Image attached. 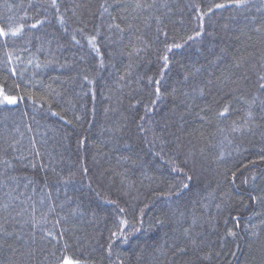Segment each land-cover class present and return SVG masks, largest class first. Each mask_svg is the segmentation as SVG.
Segmentation results:
<instances>
[{"label": "trees", "instance_id": "obj_1", "mask_svg": "<svg viewBox=\"0 0 264 264\" xmlns=\"http://www.w3.org/2000/svg\"><path fill=\"white\" fill-rule=\"evenodd\" d=\"M0 28V264H264V0H0Z\"/></svg>", "mask_w": 264, "mask_h": 264}, {"label": "snow or ice", "instance_id": "obj_2", "mask_svg": "<svg viewBox=\"0 0 264 264\" xmlns=\"http://www.w3.org/2000/svg\"><path fill=\"white\" fill-rule=\"evenodd\" d=\"M232 2L236 6H242V5H244L246 3V0H232ZM52 3H53V6H55L56 0H52ZM214 7H216V8H222V7H224V5L223 4H216V5H214ZM212 10L213 9L211 7L208 8V12H211ZM204 15H205V13H201V17H203ZM62 19L63 18H61V20ZM22 27L23 26L21 25V28ZM33 27H35V25H33ZM200 27H201V32H197L195 34L196 36H200L202 34L203 25L201 24ZM19 31H20V28H17L15 30V32H13L12 34L15 35L16 32H19ZM0 35L6 36V35H8V33L4 30V28H0ZM193 38L194 37H189L188 39L191 40ZM73 39H75V37H73ZM95 39H96L95 36L89 38V43L92 45V47L94 49H96V45L94 43ZM171 47H180V45H173ZM96 50L98 51V49H96ZM163 60L165 62L164 67L167 68L168 67V57L167 56H164L163 57ZM85 79H87V77H85ZM159 91H160V89L157 87L156 88V93L159 94ZM16 102H17V98L15 96H9V95L5 94L4 91H3V89L0 88V104H15ZM227 110L228 109L225 108L223 112L219 113V115H224V113H226ZM37 154H39L38 150H37ZM85 171H87V169H85ZM186 178L188 180H191V177L190 176H186ZM182 188L187 189L188 188V185L187 184H183L182 185ZM120 211L123 212V209H121ZM124 223L126 224L127 222L125 221ZM49 235H51V233H49ZM112 235L113 236H116V233H112ZM123 235H124L123 232H121V236H123ZM232 235H235V233H232ZM109 248H111V244H109ZM64 264H79V261L73 262L71 260H65Z\"/></svg>", "mask_w": 264, "mask_h": 264}, {"label": "rangeland", "instance_id": "obj_3", "mask_svg": "<svg viewBox=\"0 0 264 264\" xmlns=\"http://www.w3.org/2000/svg\"><path fill=\"white\" fill-rule=\"evenodd\" d=\"M5 93V92H4ZM6 94V93H5ZM9 96H11V95H9ZM16 97V96H15ZM17 98V97H16Z\"/></svg>", "mask_w": 264, "mask_h": 264}]
</instances>
